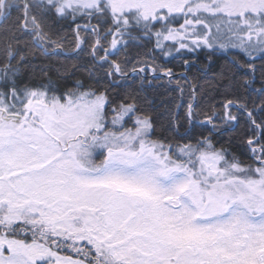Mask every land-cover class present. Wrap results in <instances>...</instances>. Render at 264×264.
I'll use <instances>...</instances> for the list:
<instances>
[{
	"label": "snow or ice",
	"instance_id": "obj_1",
	"mask_svg": "<svg viewBox=\"0 0 264 264\" xmlns=\"http://www.w3.org/2000/svg\"><path fill=\"white\" fill-rule=\"evenodd\" d=\"M8 21L0 264H264V0H0ZM174 82L156 137L145 105Z\"/></svg>",
	"mask_w": 264,
	"mask_h": 264
},
{
	"label": "trees",
	"instance_id": "obj_2",
	"mask_svg": "<svg viewBox=\"0 0 264 264\" xmlns=\"http://www.w3.org/2000/svg\"><path fill=\"white\" fill-rule=\"evenodd\" d=\"M11 21L6 22L5 24H0V33L3 32L5 28H7L10 25ZM66 32L67 40L65 41V44L69 47L74 46L75 41L72 34V28L70 26V22H66L62 26ZM192 59L193 57H189ZM195 59L197 61L196 64L193 65L191 69L187 71L188 77L191 79L192 77H199V84L203 85L204 87V95L206 96L207 100L210 102L212 97L215 95V93L210 89L206 79L197 71L201 66L208 63L209 54L207 50L202 52H197L195 55ZM212 59V71L208 72V77L210 78L213 74V72L219 70V68L224 65L225 63V57L221 53H213L211 54ZM75 58L64 60L63 58L59 60L53 59L51 63H53L56 67H59L60 65H66L68 66L69 70H71L72 64L76 63ZM47 63V61H46ZM183 61L182 60H172L169 66H174L173 70L177 74H179L181 71H183L182 67ZM53 75L55 76V70L53 72ZM82 72L76 71L75 77H81ZM175 88V82L171 86L166 87H160L158 88L154 93H150V98L154 100V103L152 105H145L146 112L151 116V119L154 122L155 125V132L154 136L156 137H163L168 136L171 137L175 133L172 131H169L170 127V120L172 115L175 114L176 111V98L178 96V92L174 91ZM167 89V90H166ZM201 114L198 116V119H203V111L207 110L210 114V108L206 109V106L204 102H201ZM185 116V109H180L179 111V120L180 123L183 124V127L179 128V132L183 133L184 129L188 127V124L184 118ZM194 133H198L200 131L199 128H196L192 130ZM207 135V132L204 133Z\"/></svg>",
	"mask_w": 264,
	"mask_h": 264
}]
</instances>
